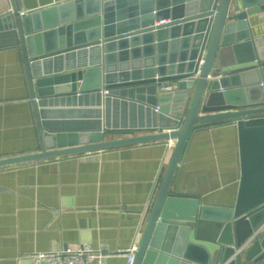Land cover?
Instances as JSON below:
<instances>
[{"label":"water","instance_id":"95a60500","mask_svg":"<svg viewBox=\"0 0 264 264\" xmlns=\"http://www.w3.org/2000/svg\"><path fill=\"white\" fill-rule=\"evenodd\" d=\"M263 9L264 0H67L25 11L11 0L0 13V36L21 48L31 94L43 97L34 103L52 150L34 157L158 137L108 139L100 127L54 131L40 108L49 95L147 82L157 94L161 123L176 143L133 264H264V231L241 248L264 220V53L249 20ZM167 80L177 88H163ZM221 119L238 126L235 204L172 195L191 131ZM29 157L1 158L0 165Z\"/></svg>","mask_w":264,"mask_h":264},{"label":"crops","instance_id":"0c3cea01","mask_svg":"<svg viewBox=\"0 0 264 264\" xmlns=\"http://www.w3.org/2000/svg\"><path fill=\"white\" fill-rule=\"evenodd\" d=\"M63 1L19 0L25 11ZM10 8L11 0H0V13ZM249 20L264 53L262 10ZM149 85L105 86L114 92L109 96L104 88L102 94H51L40 108L54 131L100 127L108 139L158 137L34 157L52 150L46 148L49 137L38 124L34 103L43 97L31 94L21 48L0 36V159L30 156L0 165V264H34L37 251L85 244L115 251L140 241L175 145ZM240 179L238 126L221 119L191 131L169 190L202 204L233 206ZM108 264H128V258L115 254Z\"/></svg>","mask_w":264,"mask_h":264},{"label":"built area","instance_id":"2783aa9c","mask_svg":"<svg viewBox=\"0 0 264 264\" xmlns=\"http://www.w3.org/2000/svg\"><path fill=\"white\" fill-rule=\"evenodd\" d=\"M264 14V9L262 10ZM171 21L170 18L162 19L156 24L165 23ZM199 75V71L195 76ZM176 82L168 81L162 83V87L165 89H174ZM110 89L104 88L103 93L109 94ZM79 93H82L79 91ZM157 110L160 106L156 107ZM175 140L172 141V143ZM264 231V220L261 224L254 229L252 234L243 242L241 248L248 247L255 238ZM139 242H134L131 246L126 248H118L115 251H104L100 248H95L90 244L79 246L78 248H64L61 250H49V251H37L33 253L35 257L34 264H108V258L115 254H124L128 258V264H133L136 257V251L138 249Z\"/></svg>","mask_w":264,"mask_h":264}]
</instances>
